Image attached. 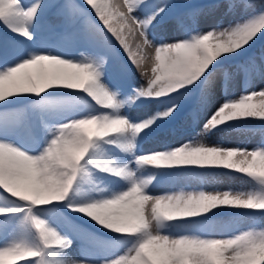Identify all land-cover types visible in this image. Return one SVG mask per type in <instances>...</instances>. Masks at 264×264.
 Returning <instances> with one entry per match:
<instances>
[{"label": "snow or ice", "instance_id": "obj_1", "mask_svg": "<svg viewBox=\"0 0 264 264\" xmlns=\"http://www.w3.org/2000/svg\"><path fill=\"white\" fill-rule=\"evenodd\" d=\"M83 4L102 28L76 0H0V24L23 38L0 42V197L16 202L0 207V264H92L83 250L80 258L71 254L72 236L82 230L63 208L127 241L116 250L120 254L99 264H264V226L228 237L200 234L209 230V214L218 215V209L243 210L241 215L264 221V146L208 143L210 136L228 131L225 125L264 121V88L245 87L238 96L229 91L237 76L245 84L264 80V57L229 63L264 36V0H211L207 12L223 8L225 16L241 18L208 31L196 27L206 10L191 0ZM50 8L70 31L61 34L59 44L41 40L38 46L37 31ZM77 18L84 22L80 27ZM169 26L179 38L157 40L154 33ZM67 41L82 46L78 56L65 54ZM121 54L127 57L124 83L114 86L107 80V64ZM133 69L144 81L138 87L130 82ZM218 73L224 100L216 106ZM194 94L196 103L185 113L183 102ZM148 103L160 107L130 118L131 109ZM181 113L193 134L138 154L148 133ZM26 131L36 138L33 148L23 142ZM112 149L120 151L122 163L95 158ZM196 170L201 181L228 177L249 188L150 191ZM94 172L115 179L99 187ZM73 196L82 199L73 203ZM48 210L53 214L42 218ZM175 229L186 231L175 234Z\"/></svg>", "mask_w": 264, "mask_h": 264}, {"label": "rangeland", "instance_id": "obj_2", "mask_svg": "<svg viewBox=\"0 0 264 264\" xmlns=\"http://www.w3.org/2000/svg\"><path fill=\"white\" fill-rule=\"evenodd\" d=\"M44 2H55L56 4H62L64 0H44ZM76 2L81 4V6L89 12V14L93 17L95 22L100 25L101 28L103 27L98 19L95 18L94 12L90 9V7L86 4H83V0H76ZM191 2L196 7L204 8L206 10V14H203L199 17V22L196 25V27L202 31H208L210 28L216 26L227 27L229 24L236 23V21L241 18L239 15L225 16L223 8L216 9L212 12H207L211 0H191ZM25 3H31V0H25ZM83 23L84 22L82 19H76V27H80ZM68 31L70 30L66 29L63 16L57 14V9L50 8L43 17L41 29L37 31L38 46L41 40L46 41L50 45L59 44L61 43V34ZM154 35H157V40H159L160 36L162 35L163 38L168 42L179 38V36L174 33L170 26L165 32L159 34L154 33ZM4 38V34L0 32V42H2ZM78 48H82V46H74L71 43V46L68 48L69 52H66L65 54L78 56ZM116 48L119 50L118 42L116 43ZM248 57H255L257 61H259L261 57H264V36L258 38L249 51L245 53L243 57L239 58V61H232L229 63L234 66L236 62H243V60L247 59ZM122 62L127 63V57L122 56V54L121 58H109V62L107 64V80L114 86H119L124 83L122 79ZM227 70L231 72L234 71V68L232 66H227ZM220 80L221 77L218 73L217 84L213 89V97L216 106H219V104L224 100V92L222 90ZM130 82L133 86L138 87L144 81L140 74L135 72L133 69ZM245 87H247L249 91L253 89L264 88V80L256 78L248 81V83L245 84L243 77L237 76L230 86V95L238 96L245 89ZM196 99V94L185 99L183 102L185 105V113L195 105ZM17 107L23 108L24 106L19 105ZM159 107L160 106L156 103H148L131 109L128 114L131 119L137 120L153 114L158 110ZM28 118L30 120L34 119L32 116H29ZM200 127H202V125H198V129ZM225 128H227L228 131H225L220 135L210 136L208 138V143H222L226 147H244L248 149L264 146V121H260L258 119H251L248 122L238 121L233 122L231 125H225ZM191 134H193V131L188 124L184 123V113H181L175 121L159 124L155 130L148 133L141 141H146L145 145L150 147L155 143L161 144L160 147H162L164 143L176 145ZM23 142L25 146L30 148L36 146V138L27 131L24 133ZM144 153L147 152L143 151L139 144L138 154ZM95 158H98L102 162L113 161L117 164L123 162L119 150L117 153L105 150ZM152 171L155 170L153 169ZM199 172L200 170H196L192 177L181 178L172 184L162 183L155 188H151L150 191L154 195H158L169 191L179 190H205L209 192H222L226 190L242 191L248 190L249 188L248 185L242 183L240 180L230 179L228 177H220L215 179L210 178L201 181L196 178ZM93 176L95 184L99 187H106L109 185L110 181L115 179L111 177L106 179L104 174L99 172H94ZM81 199L82 198L73 196V203H76ZM6 206H16V202L0 197V207ZM61 211L63 214L67 215L74 224L79 225L80 229L82 230L80 233L72 236L73 243L70 252L75 258H80V253L83 250L87 253L88 258L92 261V264H99L100 260L104 259L105 256L112 257L120 254L119 252H116V250L122 249L123 245L127 243L124 238L116 237L115 234L107 232L105 229L99 227L87 217H83L78 213H69L67 208H63ZM216 211L219 214L212 218L210 217L209 230L200 234L214 237H228L252 226H264V221L259 219L253 220L241 215L243 210L225 208L218 209ZM52 214L53 213L51 210L40 213L42 218L51 216ZM61 230L68 231V229ZM173 231L175 234H181L186 230L175 229ZM3 242V237H0V243ZM23 264H29V262H23Z\"/></svg>", "mask_w": 264, "mask_h": 264}, {"label": "bare ground", "instance_id": "obj_3", "mask_svg": "<svg viewBox=\"0 0 264 264\" xmlns=\"http://www.w3.org/2000/svg\"><path fill=\"white\" fill-rule=\"evenodd\" d=\"M0 31L2 33H4L6 35L7 38L9 39H16V40H22L23 38H20L18 36H15L14 34L8 32V30L2 25L0 24ZM150 114V113H149ZM151 115V114H150ZM155 130V129H154ZM143 141H140L139 144H140V148L143 150V151H146V152H149V151H154V150H158L160 149L161 147V144L159 143H155L153 146H148V145H145L146 144V141L143 142ZM113 153H117L118 152V149H112L111 150ZM153 169H150V171H152Z\"/></svg>", "mask_w": 264, "mask_h": 264}]
</instances>
